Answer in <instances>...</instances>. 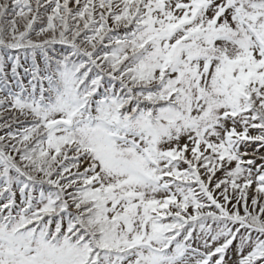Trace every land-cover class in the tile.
Segmentation results:
<instances>
[{
  "label": "snow or ice",
  "instance_id": "obj_1",
  "mask_svg": "<svg viewBox=\"0 0 264 264\" xmlns=\"http://www.w3.org/2000/svg\"><path fill=\"white\" fill-rule=\"evenodd\" d=\"M0 264H264V0H0Z\"/></svg>",
  "mask_w": 264,
  "mask_h": 264
}]
</instances>
